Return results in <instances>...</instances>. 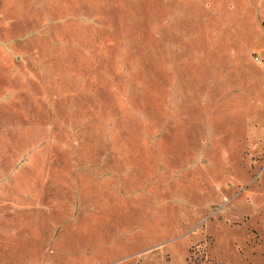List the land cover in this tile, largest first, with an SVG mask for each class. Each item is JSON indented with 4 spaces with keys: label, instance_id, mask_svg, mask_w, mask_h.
Masks as SVG:
<instances>
[{
    "label": "rangeland",
    "instance_id": "rangeland-1",
    "mask_svg": "<svg viewBox=\"0 0 264 264\" xmlns=\"http://www.w3.org/2000/svg\"><path fill=\"white\" fill-rule=\"evenodd\" d=\"M264 0H0V264H264Z\"/></svg>",
    "mask_w": 264,
    "mask_h": 264
},
{
    "label": "built area",
    "instance_id": "built-area-1",
    "mask_svg": "<svg viewBox=\"0 0 264 264\" xmlns=\"http://www.w3.org/2000/svg\"><path fill=\"white\" fill-rule=\"evenodd\" d=\"M254 60H255L258 64L264 66V58L260 57L259 55L255 54V55H254Z\"/></svg>",
    "mask_w": 264,
    "mask_h": 264
}]
</instances>
